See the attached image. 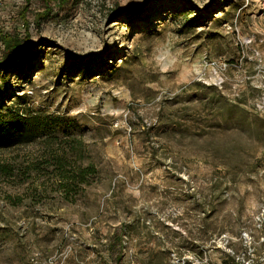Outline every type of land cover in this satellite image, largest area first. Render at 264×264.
I'll return each instance as SVG.
<instances>
[{"label": "rangeland", "instance_id": "1", "mask_svg": "<svg viewBox=\"0 0 264 264\" xmlns=\"http://www.w3.org/2000/svg\"><path fill=\"white\" fill-rule=\"evenodd\" d=\"M50 7L0 0L35 47L1 123L25 107L36 133L0 147V264H264V0Z\"/></svg>", "mask_w": 264, "mask_h": 264}, {"label": "trees", "instance_id": "2", "mask_svg": "<svg viewBox=\"0 0 264 264\" xmlns=\"http://www.w3.org/2000/svg\"><path fill=\"white\" fill-rule=\"evenodd\" d=\"M45 1V7L46 10L42 12H37L35 14V21L34 24L36 26L39 25L41 20L52 18L54 15H51L52 8L50 7V3L55 1L58 6H61V4L65 3L66 0H44ZM22 26L24 27V35L21 37L17 33H9V32H2L0 31V44L2 45V54L0 57V74L1 72H7L9 68L14 67L16 68L17 65L22 63L23 61H32L35 57V53L32 51L33 45L31 43L30 35L28 32L29 23L27 19L22 15ZM76 61V60H74ZM79 62H84L83 69L90 71L89 67V57H83V59ZM86 66V67H85ZM18 74H22V71L17 72ZM93 74V73H91ZM17 110H14L13 117L10 119L5 120L1 123V120L3 117L0 115V147L7 146L9 141L12 140V137L19 138V141L26 142L31 140L35 137L36 133L33 131L32 128L25 129L24 132L19 134L20 128L23 125H28V123H31L35 120V117L31 116L29 114L28 109L25 107ZM19 110L22 112L19 113ZM24 111V112H23ZM8 113V112H7ZM11 111H9L8 115H11ZM25 113V114H23ZM27 128V127H26ZM4 145V146H3ZM66 161L62 159L61 157H57L56 155L53 157L52 163L56 166L58 170H60V174L63 175L64 178L77 180L78 182H84L85 178L88 174L96 173L95 169L92 166L89 167H81L77 166L76 168H73L71 170V173L68 171H65L64 166ZM0 168H3V171H6L7 167H3L0 165ZM67 173V174H66ZM70 174V176H68ZM123 234V229H121L117 235V239L113 241V244H111V248L114 250H119V252L122 249V243H121V235Z\"/></svg>", "mask_w": 264, "mask_h": 264}]
</instances>
